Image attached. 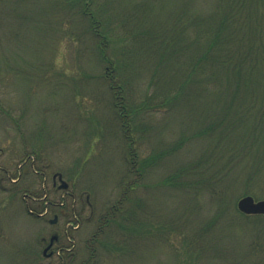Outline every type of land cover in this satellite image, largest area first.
<instances>
[{"label": "rangeland", "instance_id": "rangeland-1", "mask_svg": "<svg viewBox=\"0 0 264 264\" xmlns=\"http://www.w3.org/2000/svg\"><path fill=\"white\" fill-rule=\"evenodd\" d=\"M142 1L156 19L218 4ZM92 4L110 59L127 62L141 0ZM77 10L70 0H0V264H264V215L238 210L245 196L264 200V183L247 191L239 177L259 151L245 149L253 125L226 122L207 135L205 104L155 109L141 52L135 69L102 64ZM225 166L223 184L209 187ZM59 174L67 189L58 178L54 186ZM57 230L53 251L72 252L45 256Z\"/></svg>", "mask_w": 264, "mask_h": 264}, {"label": "trees", "instance_id": "trees-1", "mask_svg": "<svg viewBox=\"0 0 264 264\" xmlns=\"http://www.w3.org/2000/svg\"><path fill=\"white\" fill-rule=\"evenodd\" d=\"M70 1L87 23L102 64L115 63L114 71L135 69L141 52L142 66L153 74L150 85L156 87V99L151 96L160 103L155 109L172 103L192 108L205 104L211 123L207 135H214L226 122L232 128L250 122L257 133L245 149L259 151L241 168L239 177L245 179L247 191L264 183V0H218L207 15L191 14L183 7L165 19H156L153 9L141 0L137 24L141 27L127 31L129 45L121 55L126 53L129 60L123 63L109 57L110 33L91 11L92 0ZM119 79L113 74L110 86L121 93ZM222 130L220 139H224ZM225 169L217 177L209 176V187L223 184L219 177Z\"/></svg>", "mask_w": 264, "mask_h": 264}, {"label": "water", "instance_id": "water-1", "mask_svg": "<svg viewBox=\"0 0 264 264\" xmlns=\"http://www.w3.org/2000/svg\"><path fill=\"white\" fill-rule=\"evenodd\" d=\"M59 179L62 182L61 187L67 188L68 184L61 175ZM238 209L246 215H264V200H256L252 196H245L239 200ZM53 222H56V219Z\"/></svg>", "mask_w": 264, "mask_h": 264}, {"label": "flooded vegetation", "instance_id": "flooded-vegetation-1", "mask_svg": "<svg viewBox=\"0 0 264 264\" xmlns=\"http://www.w3.org/2000/svg\"><path fill=\"white\" fill-rule=\"evenodd\" d=\"M54 186H57V178H55V177H54ZM59 188H60V187H59ZM53 205H54L56 208L64 207V203L53 204ZM72 211H73V213L75 214V210H74V208H72ZM50 222H51L52 224H56V223H57V221L53 223L52 220H51ZM68 222H69V221H68ZM68 222H67V224L72 225L71 221H70V223H68ZM63 232L65 233L64 236L67 235V234H68V229H67V228H64V231H63ZM60 239H61V234H60V231H59V230L55 231V232L51 235L50 239H48V240H47V239H44V242H45V248H44L43 254L46 256L47 252L51 250L50 256H52V255L55 253L56 255H59L60 258L63 257L62 252H63V250H64V247L61 248V247L59 246L58 249H56L55 251H53L55 243L58 242V241H60ZM62 249H63V250H62Z\"/></svg>", "mask_w": 264, "mask_h": 264}]
</instances>
